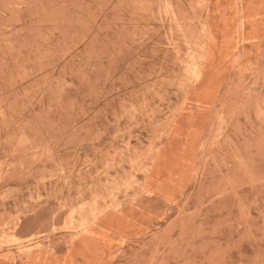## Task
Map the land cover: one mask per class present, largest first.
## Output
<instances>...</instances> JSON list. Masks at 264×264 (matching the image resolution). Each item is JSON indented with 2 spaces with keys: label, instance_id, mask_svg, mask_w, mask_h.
<instances>
[{
  "label": "rangeland",
  "instance_id": "374dc122",
  "mask_svg": "<svg viewBox=\"0 0 264 264\" xmlns=\"http://www.w3.org/2000/svg\"><path fill=\"white\" fill-rule=\"evenodd\" d=\"M0 264H264V0H0Z\"/></svg>",
  "mask_w": 264,
  "mask_h": 264
}]
</instances>
